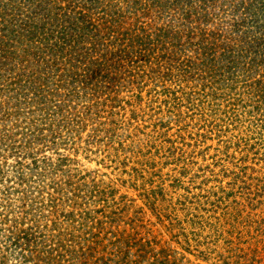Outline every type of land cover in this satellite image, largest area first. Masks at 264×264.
Wrapping results in <instances>:
<instances>
[{"label":"rangeland","instance_id":"rangeland-1","mask_svg":"<svg viewBox=\"0 0 264 264\" xmlns=\"http://www.w3.org/2000/svg\"><path fill=\"white\" fill-rule=\"evenodd\" d=\"M146 2L105 37L120 62L111 82L54 92L52 74L48 99L61 109L23 101L21 114L13 106L5 118L15 88L1 87L9 147L29 132L45 143L26 157L36 164L22 175L12 150L0 153V264H264V194L246 198L264 182V64L244 75L238 63L207 83L175 61L183 55L174 51L178 21L169 30ZM30 35L38 39L22 31L21 40ZM228 37L242 44L240 32ZM42 45L34 42L33 52ZM69 48L75 72L79 52Z\"/></svg>","mask_w":264,"mask_h":264},{"label":"trees","instance_id":"trees-1","mask_svg":"<svg viewBox=\"0 0 264 264\" xmlns=\"http://www.w3.org/2000/svg\"><path fill=\"white\" fill-rule=\"evenodd\" d=\"M119 1L121 0H0V90L1 87L15 88L10 100V110L3 114L4 118L12 114L13 106L21 107L22 109L18 107L21 114L23 106L27 103H30V106L35 104L34 102L43 104L42 109H61L60 101L56 100L55 96H52L51 100L48 99L51 90L46 85L49 84L48 77L52 74L55 76V84L57 83L54 92L71 82L85 86L90 83L94 85L96 81H112V69L117 68L120 62L116 61V50L111 43H107L105 37L108 38L111 32L113 33L110 28H114L115 23L118 25L122 22L127 12H138L141 8L138 4L143 0H123L128 11L121 7V3L117 4ZM146 1L147 12L151 9L152 12H157V17L159 12L160 17L168 18L169 30L172 28L171 22L178 21V32L181 36L178 39V49L174 51L183 55H178L175 61H178L180 68L185 71L190 69L196 76L204 74L206 78L209 77L205 79L207 83H211L217 76L221 79L223 70L230 74L235 64L244 65V75H251L261 63L264 64V0ZM227 2L229 3L226 4ZM100 13L102 16L98 20ZM99 23L102 25H97ZM22 31L31 33L38 39L30 35L29 40L22 41ZM229 31L240 32L239 42L242 44L237 46L240 48L229 43V37L226 38ZM89 37L96 41L95 45L98 42L101 48H96L95 45L83 47ZM138 40L140 42L141 39ZM34 42H38V45L43 43L45 48H39L34 53ZM71 44L77 47L69 48L72 47ZM67 47L68 52L70 49H78L79 52L76 56L80 65L76 67L75 72L70 71L67 66ZM154 49L156 53L162 52L161 47ZM44 51L50 52V60H46ZM29 60H32L34 65H29ZM7 62H11V68L7 67ZM168 62L171 61L165 63ZM82 67L85 75L81 73ZM56 77L58 79H55ZM77 90L79 93L78 88ZM22 94L24 98L20 101ZM238 96L239 94L235 96L231 92L228 97L237 102ZM23 101H26L24 105ZM3 111H6V108L0 103V112ZM8 133L7 129H0V153L6 149L12 150L11 156L17 159V172L21 175L26 171L30 172L33 168L26 171L24 169L28 168L30 163L35 165L36 162L34 159L33 162H28L26 157H31L34 149L45 143V135L39 132L22 133L19 138L25 139L26 142L22 140V146L9 147L14 139L12 134ZM245 165V161H241L240 170L246 168ZM234 174H237L236 171ZM246 185L249 188L252 183L248 182ZM257 186L247 193L248 196L245 195L247 199L251 200V194L256 190L257 193L264 194V182L259 189ZM5 197L0 192V203L6 200ZM1 238L0 251L3 252L4 243ZM17 243L15 241L14 245L17 246Z\"/></svg>","mask_w":264,"mask_h":264}]
</instances>
